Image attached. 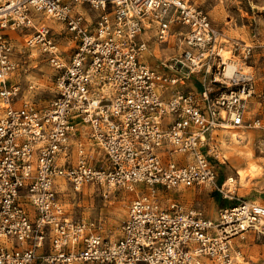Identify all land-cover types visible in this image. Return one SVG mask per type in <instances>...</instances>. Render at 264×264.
I'll return each mask as SVG.
<instances>
[{"label":"built area","instance_id":"obj_1","mask_svg":"<svg viewBox=\"0 0 264 264\" xmlns=\"http://www.w3.org/2000/svg\"><path fill=\"white\" fill-rule=\"evenodd\" d=\"M13 34L53 69L43 106L13 104L21 52ZM221 38L193 0H0V264H233L232 236L264 234L255 200L213 220L173 194L224 190L221 130H260L264 157V86L247 63L254 47L264 58V40L243 43L233 60ZM150 39L177 53L147 63ZM65 183L133 193L117 238L67 214Z\"/></svg>","mask_w":264,"mask_h":264},{"label":"rangeland","instance_id":"obj_2","mask_svg":"<svg viewBox=\"0 0 264 264\" xmlns=\"http://www.w3.org/2000/svg\"><path fill=\"white\" fill-rule=\"evenodd\" d=\"M208 13L212 24L221 32L224 41L223 53L236 60L238 53L242 51L243 43L255 44L264 40V0H193ZM44 21V19H43ZM51 21V22H50ZM52 25V20L44 21ZM50 22V23H49ZM14 44L21 52L18 54L20 64L13 72L11 78L18 82L20 91L14 99V105L32 103L43 106L48 103L53 92V69L46 58L35 48L26 47L25 36L13 34ZM227 39V40H225ZM237 43V49L231 51L232 42ZM61 47L67 48L65 53H70L69 43L63 38L60 39ZM177 53L175 48L159 49L154 47V40H149V49L144 54V59L149 64H156L163 59ZM256 74L257 84L264 86V58L260 56L257 47L253 48L252 54L247 61ZM3 103L0 101V106ZM241 134L239 143L235 146L238 150L252 153L249 158L234 159V153L227 151L226 145H231V133L227 130L219 131L218 158L222 161L219 164L221 173L217 179L220 191L213 185L185 186L176 189L173 194L185 207L196 208L202 211L209 218L216 220L219 211L238 202L240 199L255 200L264 204V157L259 151L261 131L243 126L241 128L228 129ZM241 138V139H240ZM225 141L226 150L222 147ZM238 145V146H237ZM89 146V145H87ZM99 149L92 147L90 154L96 155ZM228 157H226V155ZM241 155V156H242ZM263 165L259 174L248 175L245 180L240 179L237 173L238 168H244L248 162ZM223 165V166H222ZM231 176L233 180L227 181ZM65 190L59 194L62 205L70 217L81 218L87 221L90 229L101 236L115 239L120 234V225L125 217L128 201L133 193L119 186H110L84 183L77 190H73L66 183ZM234 191L225 195V189ZM235 250L238 251L233 264H264V234L246 230L231 238Z\"/></svg>","mask_w":264,"mask_h":264},{"label":"bare ground","instance_id":"obj_3","mask_svg":"<svg viewBox=\"0 0 264 264\" xmlns=\"http://www.w3.org/2000/svg\"><path fill=\"white\" fill-rule=\"evenodd\" d=\"M46 20H49L47 18L44 19V21ZM51 22V21H50ZM49 22V23H50ZM59 23H55V27H59ZM154 47L156 48H159V44L154 40ZM233 69V66L232 64H228L227 66V73H229L231 70ZM230 133H231V138H232V141H231V145H228V149L227 151L230 152H233L234 153V159L236 160H240V158H249L251 157L252 153H246L244 156L242 155L244 152L241 151V150H238L237 147L235 146L236 143L238 141H236L239 137H241L240 135L237 136V133L235 131H231L230 130ZM238 146V145H237ZM223 147V146H222ZM242 155V156H241ZM223 166V165H222ZM263 170V165L262 164H257V163H254V162H248V165L244 168H238L237 169V173L240 175V179L243 181L246 179V177L250 174L251 176L252 175H255V174H259L260 172H262ZM233 180V178L230 176L228 177V180L227 181H231Z\"/></svg>","mask_w":264,"mask_h":264},{"label":"crops","instance_id":"obj_4","mask_svg":"<svg viewBox=\"0 0 264 264\" xmlns=\"http://www.w3.org/2000/svg\"><path fill=\"white\" fill-rule=\"evenodd\" d=\"M228 131V133H230V130H227ZM236 133H237V131H235ZM241 136V134H239V133H237V136ZM231 138V137H230ZM241 139V138H240ZM229 141H232V138L229 140ZM236 141H238L237 143H239L241 140H239V138L236 140ZM229 143H231V142H229ZM236 143V144H237ZM225 144H227V143H225V141H223V144H222V146H225ZM227 146V149H228V145H226ZM224 148V147H223ZM225 150H226V148H224ZM226 155V157H228V155L227 154H225ZM230 177V176H229Z\"/></svg>","mask_w":264,"mask_h":264}]
</instances>
